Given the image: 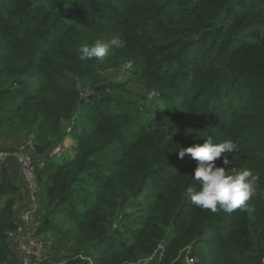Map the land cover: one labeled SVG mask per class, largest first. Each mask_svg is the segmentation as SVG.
Returning <instances> with one entry per match:
<instances>
[{
    "label": "trees",
    "instance_id": "1",
    "mask_svg": "<svg viewBox=\"0 0 264 264\" xmlns=\"http://www.w3.org/2000/svg\"><path fill=\"white\" fill-rule=\"evenodd\" d=\"M98 38L109 55L82 61ZM106 69L118 78L102 79ZM65 122L73 153L56 158ZM28 130L43 161L37 233L60 234L65 264H136L158 243L160 264H183L186 251L195 264H263L261 0H0V134ZM209 135L239 145L217 166L259 175L251 211L185 196L197 162L176 151ZM5 167L0 198L17 191ZM14 227L9 195L0 264L17 261Z\"/></svg>",
    "mask_w": 264,
    "mask_h": 264
},
{
    "label": "clouds",
    "instance_id": "2",
    "mask_svg": "<svg viewBox=\"0 0 264 264\" xmlns=\"http://www.w3.org/2000/svg\"><path fill=\"white\" fill-rule=\"evenodd\" d=\"M121 43L116 39L111 41V44L116 46H120ZM109 47V43L100 38L90 44L85 43L78 49L80 59L83 61L103 58L109 55ZM233 150L238 152L239 145L232 139L216 143L211 135L204 138L203 144H193L186 148L179 146L176 151L179 158L190 155L197 162L192 177L198 187L188 186L184 193L194 206L212 212H216L218 208L228 213L236 209L252 210L248 201L256 194L259 175L247 167L226 171L224 167L216 165L222 154L232 153ZM229 163L228 156L224 155L223 164ZM88 264H92L90 259Z\"/></svg>",
    "mask_w": 264,
    "mask_h": 264
},
{
    "label": "built area",
    "instance_id": "3",
    "mask_svg": "<svg viewBox=\"0 0 264 264\" xmlns=\"http://www.w3.org/2000/svg\"><path fill=\"white\" fill-rule=\"evenodd\" d=\"M261 1L264 4V0ZM59 148V145L55 147L51 154L54 155ZM36 155L35 141L32 137L10 151H0V172L9 159L14 160L18 166V177L25 185L28 197L26 208H21L18 201L13 204L15 227L7 233L11 242L9 245L16 254L18 264H65V259L56 261L48 256L46 242L35 228L37 222L35 212L40 191L36 169L43 166V161H38ZM184 158L188 159L189 156L185 155ZM163 249L164 245L158 243L149 256L139 259L136 264H160ZM182 262L195 264V259L186 251Z\"/></svg>",
    "mask_w": 264,
    "mask_h": 264
},
{
    "label": "rangeland",
    "instance_id": "4",
    "mask_svg": "<svg viewBox=\"0 0 264 264\" xmlns=\"http://www.w3.org/2000/svg\"><path fill=\"white\" fill-rule=\"evenodd\" d=\"M118 73L115 72L113 73L111 70L106 69V70H101V75L100 77L102 79H115L118 78ZM83 94H85L83 92ZM68 123L65 122L63 123V136L61 138L60 143L58 144L60 146L59 150L54 154L55 157L57 158V156L61 155L62 157L65 158H69L72 155V147L75 144V142L72 140L71 136L68 134L69 132V127L67 125ZM19 138L14 139L12 141V139L10 137H6L0 134V151H10L12 149H14L17 145H20L24 140H26L27 138H29L30 136H32V131L28 130V131H21V133L18 134ZM15 143V144H12ZM58 145H56L55 147H57ZM54 147V148H55ZM189 159V158H188ZM5 166L8 168H12L14 171H17L18 166L17 163L14 160H8L5 163ZM19 183V182H18ZM19 185V184H18ZM12 196L13 197V204L17 201L15 199V194H6L5 196L0 198V205L2 204V202L8 197V196ZM38 201V199H37ZM45 210L43 209V207H40V204L37 202L36 205V217L40 216L42 214H44ZM38 221L35 223V228L38 227ZM41 236L43 237V239L46 242L47 245V254L48 256L53 257L54 260L56 261H61L66 259L64 256L66 253L64 247H62V245L64 244V242H60V234H58L57 232H54L53 230H47L44 233H41ZM9 244L11 243L10 240H8ZM68 245V244H67ZM65 245V246H67ZM67 250V248H66ZM12 264H18L17 261H15ZM264 264V262H263Z\"/></svg>",
    "mask_w": 264,
    "mask_h": 264
},
{
    "label": "crops",
    "instance_id": "5",
    "mask_svg": "<svg viewBox=\"0 0 264 264\" xmlns=\"http://www.w3.org/2000/svg\"><path fill=\"white\" fill-rule=\"evenodd\" d=\"M19 133H21V131L18 132L16 135L10 137L12 139V141L14 139H16V138L17 139L19 138V136H18ZM12 144H15V143H12ZM5 168H7V170L9 172V175H10L12 181L17 186V191L15 192V199L19 202L21 208H26L27 207V204H28V201H27V198H28L27 197V191H26L25 185L23 184V182L18 177V169H17V171H14L12 168H8V167H5Z\"/></svg>",
    "mask_w": 264,
    "mask_h": 264
}]
</instances>
